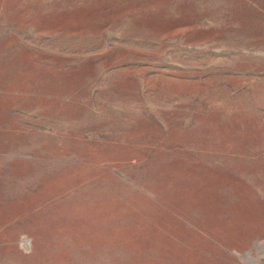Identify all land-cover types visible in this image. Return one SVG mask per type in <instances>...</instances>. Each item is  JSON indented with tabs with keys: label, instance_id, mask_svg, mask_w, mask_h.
Masks as SVG:
<instances>
[{
	"label": "rangeland",
	"instance_id": "obj_1",
	"mask_svg": "<svg viewBox=\"0 0 264 264\" xmlns=\"http://www.w3.org/2000/svg\"><path fill=\"white\" fill-rule=\"evenodd\" d=\"M0 264H264V0H0Z\"/></svg>",
	"mask_w": 264,
	"mask_h": 264
}]
</instances>
